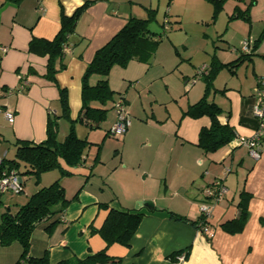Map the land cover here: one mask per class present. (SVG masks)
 Segmentation results:
<instances>
[{"label": "crops", "instance_id": "1", "mask_svg": "<svg viewBox=\"0 0 264 264\" xmlns=\"http://www.w3.org/2000/svg\"><path fill=\"white\" fill-rule=\"evenodd\" d=\"M86 1L90 3L75 24L74 33L68 41L69 51L54 62L55 69L62 64L65 66L55 74L54 84L46 76L48 56L30 53L28 43L33 38L52 40L59 31L61 15L71 16ZM134 15L137 14L131 5L125 7L122 3L111 0H21L17 4L4 3L0 7V48H6V52L0 51V143L11 144L15 154L16 141H44L48 120L59 115L61 111L59 89L62 88L67 93L69 117L75 120L81 109V78L87 64L95 51L108 42L125 25L128 18L138 17ZM140 65L139 62L131 61L125 69L113 67L110 71L114 72L113 77H108L111 90L124 96L112 86L114 75L122 72L123 80L131 86L138 75L135 74L142 71ZM114 68L123 71H116ZM96 80V77H92L90 84H95ZM124 99L126 102L125 96ZM251 105L252 100L249 98L240 120V125L246 130L245 136H242L245 138L251 137L256 129V123L250 115ZM4 111L14 114L12 125L5 120ZM60 120L65 119L58 120L57 137ZM219 121H228L234 128L227 116L219 117ZM4 122L8 127L4 126ZM66 122L69 131L70 123L67 120ZM134 124L135 121L130 120L129 132L118 138H122L120 148L130 142V135L135 130ZM208 125L207 117L198 118L195 123L190 124L180 120L177 135L181 143L175 142L170 151L171 157L174 154L176 166L190 161L192 169L186 171L185 183L177 184L175 173H166L164 180L161 178L163 174L160 173V168L151 167L146 171L140 170L142 179H138V182L141 187L136 186L125 197L107 195L103 198L102 187L98 192L88 187L93 175L91 173L80 186L77 200L60 215L59 223L50 232L44 231L43 224L34 229L29 256L40 258L46 254L48 264H57L71 259H84L104 249L105 244L101 238L90 233V226L97 229L103 223L106 210L101 209L100 205L104 204L115 210H131L143 215L129 248L119 245L107 248L109 256L122 259L119 264H263L264 146L258 160L238 161L236 153L240 147L237 140L241 134H237L234 128L236 138L225 147V151L211 156L214 170L209 171L210 166L204 167V160L208 157L199 153L195 146L200 128ZM65 133L63 132L64 138L67 135ZM188 144L195 150L189 157L185 151ZM6 156L7 153L0 144V162L3 159L12 160ZM229 159L230 173L235 170L237 178L244 175L241 185L237 178L233 186L228 185L229 176L221 178L222 167H225ZM85 162L84 159L81 166ZM137 167L141 169V163ZM85 171L81 172V176ZM165 181L167 185L164 184ZM217 181L222 186L215 185ZM160 183L165 191H161L162 187L156 188L158 184L161 186ZM220 188L225 192L217 196ZM207 191H211L214 197L207 196ZM166 192H169V196ZM240 192L250 196L247 201L246 222L241 232L229 234L221 226L238 219ZM143 203H150L151 206H138ZM203 204L210 207V215L201 231L187 224L174 222L168 216V213H174L195 221L200 214L199 206ZM135 207L139 209L135 210ZM188 247L190 251L186 260L179 262L178 257L174 261L169 259L173 253ZM12 249L10 258L0 256V264L17 262L21 247L19 244L12 245Z\"/></svg>", "mask_w": 264, "mask_h": 264}, {"label": "rangeland", "instance_id": "2", "mask_svg": "<svg viewBox=\"0 0 264 264\" xmlns=\"http://www.w3.org/2000/svg\"><path fill=\"white\" fill-rule=\"evenodd\" d=\"M111 1L122 3L125 7L131 5L137 14L134 16H141L139 18L146 17V10H153L154 18L149 24V30L162 36V41L148 64L139 66L142 71L135 74L138 75L131 86L123 80L122 72L114 75L112 86L126 97L125 109L130 120L135 121L130 142L120 148L122 138L118 140L116 137L105 136L115 121L112 108L120 97L115 93L113 101L107 102L104 107L109 112L99 129L89 130L80 124L74 126L77 137L97 145L84 151L86 164L67 167L61 162V166L71 173L70 176H61L58 170H52L43 173L37 184L33 176H21V194L0 195V215L6 210L16 213L33 193L50 186L56 180L64 188L66 198L71 199L91 173L93 175L88 187L94 192L102 187L103 198L107 195L125 197L136 186L141 187L138 182V179H142L140 170L146 171L151 167L160 168L159 171L163 174L161 178L164 180L166 173H175V182L185 183L186 171L192 169L190 161L176 166L171 151L175 142L181 143L177 135L180 120L189 124L198 120L184 113L203 96L207 102L215 103L221 108L220 117L227 116L237 134H241L240 138L245 139L242 136H245L246 130L240 125V120L246 100L257 90L264 92V0H226L215 15L212 5L204 0ZM240 12L245 13L247 18H234ZM165 22L167 28L164 26ZM244 47H247V52L243 51ZM249 52H252L249 59L243 57L237 65L236 60ZM227 64L228 67L224 66ZM209 72L213 77L207 81ZM113 73L109 76L113 77ZM60 121L58 141L64 139L63 132H69L66 120ZM4 126L8 127L5 122ZM0 144L7 153L6 158L14 159L12 145L6 142ZM225 147L217 150V154L225 151ZM239 147L236 153L238 161H252L248 150L244 146ZM185 151L188 157L195 152L189 144ZM197 151L203 153L198 148ZM215 153L203 154L208 157L204 160V167L210 166L209 171L214 170L211 156ZM96 156L98 161L94 163ZM138 163H141V169L137 167ZM229 163L230 159L222 167L221 178L229 176L228 185L233 186L237 176L235 170L228 172ZM84 170L85 174L81 176ZM19 171H23L22 166ZM237 179L241 185L245 178L243 175ZM164 184L167 185L166 181ZM160 185L156 188H161L162 183ZM161 191H165V188L162 187ZM166 194L169 196V192ZM13 243L6 247L0 246V256L10 258L12 245H18L17 242Z\"/></svg>", "mask_w": 264, "mask_h": 264}, {"label": "trees", "instance_id": "3", "mask_svg": "<svg viewBox=\"0 0 264 264\" xmlns=\"http://www.w3.org/2000/svg\"><path fill=\"white\" fill-rule=\"evenodd\" d=\"M20 1L2 0L0 7L4 3L17 4ZM204 1L212 5L213 15H215L221 10L226 0ZM89 3V1L84 2L71 16L62 14L59 22V31L52 40L33 38L28 43V51L30 53L38 56H48L46 76L54 84L55 74L65 68L62 64L58 69H55L54 62L56 59L63 57V47L68 46L69 38L74 33L75 24ZM146 11L145 18H128L125 25L108 42L95 51L81 78V109L78 117L75 120L70 119L66 90L63 88L59 89L61 111L59 115L48 120L46 139L40 143L16 141L14 143V159H3L0 162V172L6 169L7 171H16L20 177L33 176L37 184L43 173L52 170H58L61 176H70L71 173L61 166V162L67 167H76L84 162V151L91 146L97 145L77 137L73 125L75 123L81 124L89 130L99 129L109 112L104 107L107 102L113 101V96L115 95L108 83L111 69L113 67L125 69L131 61L148 64L162 41L161 34L152 33L149 30V24L154 18V11ZM245 15V13L240 12V14H235L234 18H247ZM166 23H164V26ZM251 55L252 52L241 55L236 60L237 65L241 63L243 57L249 59ZM224 66L228 67V64ZM92 77L97 79L95 84H90ZM211 77L213 75L209 72L206 80L210 81ZM253 95H250L247 100L249 98L252 100ZM184 114L194 119L201 117L209 119V125L200 128L195 144L205 154L215 153L236 138V132L228 121L225 123L219 121L221 108L215 103L207 102L205 96L190 105L188 111ZM59 119H65L70 123L69 132L62 141L57 140ZM255 123L257 125L256 121ZM105 136H111L109 130L106 131ZM97 161L98 157L96 156L95 163ZM21 166L23 168L22 172L19 171ZM215 185L222 186L220 181H217ZM78 192L71 199H67L63 187L59 184V180H56L50 186L41 188L33 193L27 202L19 207L16 213L13 214L6 210L0 215V246L6 247L13 242H17L21 247V254L15 264H48L46 254L40 258L29 256L31 235L34 229L42 224L45 225L44 231L50 232L59 223L60 215L65 212L69 204L77 199ZM239 196L240 200L237 206L240 210V215L238 219L221 226L229 234L241 232L246 222L247 201L250 196L245 192H240ZM100 207L106 210L105 218L99 228L95 229L90 226V233L96 234L101 238L105 244L104 249L84 259H71L57 264H119L121 262L122 259L109 256L106 252L107 248L111 245L129 248L131 238L135 234L143 215L131 210H115L104 204H101ZM168 216L174 222L187 224L200 231L206 225L207 220V217L201 213L195 221L174 213H168ZM189 251L190 248L188 247L183 251L173 253L169 256V259L174 261L178 256L183 255L184 260H186Z\"/></svg>", "mask_w": 264, "mask_h": 264}, {"label": "built area", "instance_id": "4", "mask_svg": "<svg viewBox=\"0 0 264 264\" xmlns=\"http://www.w3.org/2000/svg\"><path fill=\"white\" fill-rule=\"evenodd\" d=\"M165 28L167 26L165 25ZM1 52H6V48L1 47ZM69 46L63 47V52H68ZM243 51H248L247 47H244ZM203 70V69H202ZM201 70V71H202ZM113 111L115 115V121L113 126L109 129V133L112 137L120 138L126 134L130 127V116L125 109V99L124 96H120L119 100L113 104ZM5 120L12 125L14 123L15 116L11 111L3 112ZM251 115L253 119L257 122L254 134L250 138L237 140L239 146H244L248 150V155L253 160H258L264 146V92L261 90L255 91L252 97L251 105ZM22 179L14 170H2L0 172V195L11 194L17 195L22 193ZM225 190L220 188L217 196L224 193ZM207 196L214 197L211 191L206 192ZM199 211L205 217L210 215V207L208 205H200ZM177 261H184V256H178Z\"/></svg>", "mask_w": 264, "mask_h": 264}, {"label": "water", "instance_id": "5", "mask_svg": "<svg viewBox=\"0 0 264 264\" xmlns=\"http://www.w3.org/2000/svg\"><path fill=\"white\" fill-rule=\"evenodd\" d=\"M139 207H143V208H149V206H151V204L150 203H143V204H141V205H138ZM139 207L137 208V207H135V210H138L139 209Z\"/></svg>", "mask_w": 264, "mask_h": 264}]
</instances>
